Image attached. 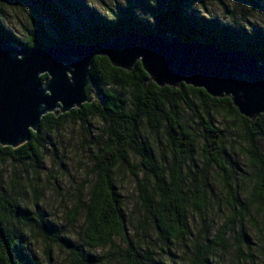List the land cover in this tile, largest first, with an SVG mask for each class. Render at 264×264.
Instances as JSON below:
<instances>
[{"label":"trees","instance_id":"1","mask_svg":"<svg viewBox=\"0 0 264 264\" xmlns=\"http://www.w3.org/2000/svg\"><path fill=\"white\" fill-rule=\"evenodd\" d=\"M30 2L50 21L57 37L40 27L21 40L5 27L0 16V33L17 46L39 48L70 41L87 45L136 31L200 41L220 50H244L264 64L262 31L239 32L216 18L190 13L185 8L187 0L148 3L154 27L135 15L131 1L120 6L110 18L74 0ZM91 73L99 85V100L64 114L44 115L38 131H31L30 140L16 149L0 145L1 163L30 166L36 174L34 180H38L49 132L64 128L70 118L85 122L93 116L99 120L101 140L89 155L90 162L86 163L69 210L70 223L76 225L79 217L83 218L81 240H71L62 229L47 224L22 204V176L13 171L9 186L0 184V264L36 263L29 255V242L14 232L23 228L41 234L49 248L63 249L71 264H187L184 258L183 263L174 257L166 261L146 237L151 238L154 233L164 252H169L171 243L190 241L188 210L201 215L208 210L215 179L212 169L217 171L227 215L213 239L193 242L188 264H215L212 255L227 247L230 236L236 232L248 237L244 223L251 219L252 208L262 211L264 216V156L257 145L258 138L264 140V113L251 121L238 112L229 97L213 98L204 89L189 85L159 87L149 81L140 62L132 71H126L112 66L104 56H95ZM47 77L43 74L41 79ZM184 110L197 119L200 135L182 120ZM221 114L233 117L241 126L240 135L246 142L245 175L227 165L231 156L226 132L214 121ZM161 136L162 148L157 143ZM119 171H128L136 181L137 204L143 216L139 220L140 230L133 234L117 185ZM245 177L247 185L241 182ZM260 239L264 251V223ZM98 249L107 252H91Z\"/></svg>","mask_w":264,"mask_h":264},{"label":"rangeland","instance_id":"2","mask_svg":"<svg viewBox=\"0 0 264 264\" xmlns=\"http://www.w3.org/2000/svg\"><path fill=\"white\" fill-rule=\"evenodd\" d=\"M74 1L87 4L92 10L107 18L118 12L120 6L127 1H131L135 15L139 16L143 22H148L151 27L155 26L151 9L147 4H155L156 0ZM32 6L30 0H0V16L5 27L21 40H25L31 32L37 31L40 27H44L57 37L50 21ZM185 8L190 13H196L202 17H213L224 24H230L239 32L262 31L264 33V0H187ZM93 99L99 100L95 96ZM181 118L198 135L202 133L197 119L189 110H184ZM214 121L226 132L227 151L231 156V161H228L227 165L233 166L241 175H245L247 168L243 155L246 142L240 135L241 126L233 117L227 118L224 114L216 116ZM100 133L101 125L97 118L89 116L85 122L70 118L64 128L48 133L46 138L48 142L43 148L45 159L38 180H34L36 174L30 166L0 162V184L3 187L9 186L10 176L13 171H16L17 175L22 176L23 189H19L22 204L35 212L47 224L51 223L62 229L71 240L80 241L83 218L80 216L76 225L70 223L69 210L74 204L76 186L82 181L86 163L90 162L89 155L101 140ZM157 143L162 148L164 136H161ZM257 145L264 156V140L258 138ZM59 166L63 167V170ZM211 173L212 178L215 177V179L213 191L210 192L211 201L208 210L203 215L191 208L188 210V222L192 230L190 241L185 244L171 243L167 249L169 252H164L156 243L154 233L151 238L146 237L149 242H152L155 252L161 254L166 261L174 257L176 261L183 263L182 258H184L188 264L193 242H208L213 239L222 225L227 210L216 179L217 171L212 169ZM116 179L124 200L130 233L133 234L136 230H140L139 220L143 216L137 204L136 181L128 171H119ZM241 182L247 185L246 177ZM251 212V219H247L244 223L248 237L245 238L236 232L230 236L227 247L217 249L212 255L215 264H264V251L260 239L264 216L262 211L255 208H252ZM14 232L22 235L29 242L28 252L36 259L35 264H71L68 254L57 246L49 248L41 234L31 233L26 228L15 229ZM91 252L102 255L107 252V249L91 250Z\"/></svg>","mask_w":264,"mask_h":264},{"label":"water","instance_id":"3","mask_svg":"<svg viewBox=\"0 0 264 264\" xmlns=\"http://www.w3.org/2000/svg\"><path fill=\"white\" fill-rule=\"evenodd\" d=\"M95 56L126 71L140 62L159 87L189 85L213 98L229 97L251 121L264 113V64L244 50L136 31L87 45L70 41L33 48L0 33V145L16 149L38 131L44 115L99 99L91 73Z\"/></svg>","mask_w":264,"mask_h":264}]
</instances>
